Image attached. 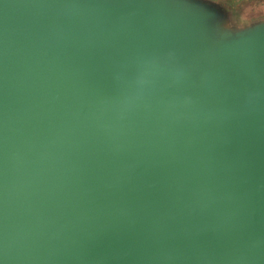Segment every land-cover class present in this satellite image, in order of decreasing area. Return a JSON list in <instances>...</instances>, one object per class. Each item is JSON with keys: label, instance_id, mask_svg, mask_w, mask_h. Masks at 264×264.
<instances>
[{"label": "water", "instance_id": "1", "mask_svg": "<svg viewBox=\"0 0 264 264\" xmlns=\"http://www.w3.org/2000/svg\"><path fill=\"white\" fill-rule=\"evenodd\" d=\"M189 0H0V264H264V27Z\"/></svg>", "mask_w": 264, "mask_h": 264}, {"label": "rangeland", "instance_id": "2", "mask_svg": "<svg viewBox=\"0 0 264 264\" xmlns=\"http://www.w3.org/2000/svg\"><path fill=\"white\" fill-rule=\"evenodd\" d=\"M216 9L212 31L224 38L248 35L264 27V0H189Z\"/></svg>", "mask_w": 264, "mask_h": 264}]
</instances>
